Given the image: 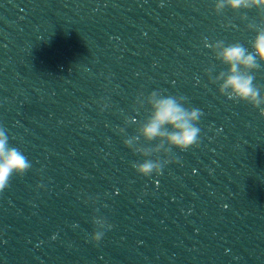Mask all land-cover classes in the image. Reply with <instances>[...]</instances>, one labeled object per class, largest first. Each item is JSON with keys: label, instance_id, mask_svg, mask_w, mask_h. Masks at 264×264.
<instances>
[{"label": "water", "instance_id": "95a60500", "mask_svg": "<svg viewBox=\"0 0 264 264\" xmlns=\"http://www.w3.org/2000/svg\"><path fill=\"white\" fill-rule=\"evenodd\" d=\"M215 2L0 0V128L32 165L0 192V264H264V118L209 83L205 47H249L261 17ZM154 90L203 112L200 145L144 177L124 118Z\"/></svg>", "mask_w": 264, "mask_h": 264}, {"label": "clouds", "instance_id": "9594fccd", "mask_svg": "<svg viewBox=\"0 0 264 264\" xmlns=\"http://www.w3.org/2000/svg\"><path fill=\"white\" fill-rule=\"evenodd\" d=\"M225 9L232 11L256 9L261 19L259 24L249 23L247 29L255 32L249 47L240 43L225 44L224 41L208 43L205 38V47L209 48L215 58L227 67L212 75V69H206L209 83L218 86V92L236 103H245L255 109L264 118V89L254 83L253 73L264 62V0H216L214 13L220 15ZM244 19L245 17H241ZM249 48L251 50H249ZM187 97L165 95L162 91H152L145 95L138 93L133 105V112L139 113L147 106L148 116L142 121L125 115V126L136 125V134L123 140L126 148L142 159L133 162L132 167L140 176L149 177L160 175L165 166L178 162L173 159V148L181 152L200 145L201 129L197 126L203 115L199 108L186 107ZM101 103V112L108 107ZM119 134L126 135L125 127L118 129ZM143 141V142H141ZM156 141L154 146L152 142ZM32 167L31 162L18 148L9 144L6 130L0 128V192H4L13 176H23ZM37 189L44 187L37 184ZM86 204L89 200L84 201ZM95 204L96 198H91ZM95 229L91 234V242L99 244L106 229L113 226L104 217L93 215Z\"/></svg>", "mask_w": 264, "mask_h": 264}]
</instances>
